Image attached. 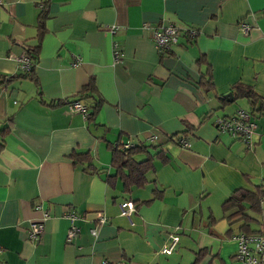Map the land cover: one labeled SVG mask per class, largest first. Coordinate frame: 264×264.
I'll list each match as a JSON object with an SVG mask.
<instances>
[{"label": "crops", "instance_id": "0c3cea01", "mask_svg": "<svg viewBox=\"0 0 264 264\" xmlns=\"http://www.w3.org/2000/svg\"><path fill=\"white\" fill-rule=\"evenodd\" d=\"M166 23L181 34L162 51L151 32ZM30 48L31 74L19 77ZM0 75V264H243L240 221L222 206L235 189L264 183V0H1ZM236 83L261 111L229 99ZM70 101L91 114L71 112ZM238 109L256 123L247 140L214 126ZM184 131L189 140H170ZM122 143L161 150L146 184L129 191L106 180L110 146ZM261 208L246 207L261 221L256 233ZM65 211L77 217L72 241Z\"/></svg>", "mask_w": 264, "mask_h": 264}, {"label": "built area", "instance_id": "2783aa9c", "mask_svg": "<svg viewBox=\"0 0 264 264\" xmlns=\"http://www.w3.org/2000/svg\"><path fill=\"white\" fill-rule=\"evenodd\" d=\"M1 3V0H0ZM242 28L246 31L249 26L241 24ZM185 32L190 38L197 35V31L193 28L185 29ZM181 29L172 23L161 24L159 27H155L151 32V37L156 47L162 51H168L173 45L177 44ZM21 67L24 71H28L31 67V59L28 54H23L20 58ZM68 109L71 112H77L87 117L89 115V109L85 107L79 101H70L67 103ZM215 128L220 132L229 133L233 137L247 140L256 127V123L251 119L249 112L238 109L234 114L225 117H218L214 121ZM152 140L157 139V135L151 137ZM123 147H131L130 143H122ZM121 214L130 219L131 214L135 211V205L131 200L124 201L120 204ZM66 217L70 221V226L67 229L66 240L72 241L79 233V228L75 224L76 216L68 211ZM48 214L43 211V218L37 221H33L30 225L29 237L36 241L43 235L44 219ZM106 218L103 215H99V223L105 222ZM264 220V217H263ZM91 233L95 234L96 229L92 228ZM169 245L161 249L162 253L170 254L175 244L178 241L177 235L170 236ZM238 243V249L236 251V258L241 260L243 264H261L264 261V227L260 226V231L253 234L239 233L235 236ZM1 252V248H0Z\"/></svg>", "mask_w": 264, "mask_h": 264}, {"label": "trees", "instance_id": "16d2710c", "mask_svg": "<svg viewBox=\"0 0 264 264\" xmlns=\"http://www.w3.org/2000/svg\"><path fill=\"white\" fill-rule=\"evenodd\" d=\"M45 10L46 5L42 6L39 18V41L41 40V36L44 32L43 20L46 16ZM31 51V48L28 49V55L32 58ZM30 74V70L24 71L21 73V75H19V77H28ZM6 80V76L4 77L0 75V84H3V82H5ZM233 87L234 91L232 96L234 100L239 98H246L251 103L253 109H256L258 111L262 110L263 106H261L260 101H258L253 90L248 85L236 83ZM83 91H85V88ZM258 103L259 107H256L258 106ZM2 131H5V129H3ZM181 138L188 139V136L187 134H185V131L171 136L170 140H175L178 143H182V141L180 142ZM149 148L150 146L146 144H139L137 146L128 148L123 147L121 144L117 146H110L111 166L114 168L115 172L112 176L107 177L106 180L110 181L113 177L119 178L122 182L124 191H129L133 187L144 186L147 182L146 172H148L154 167V158L156 156H160L161 154V150H158L156 154H153ZM140 155H142L143 157H141ZM79 158L81 160H86L88 157L86 154H84L80 155ZM263 201L264 183L257 185L252 190L245 188L235 189L224 201L222 207L224 213L228 212L229 218L231 217V222H234V219L240 221V224H238V232L240 231V233L244 234H253L257 232V229L252 228V221L256 220L258 223H260L261 221L257 220L254 216L248 213L246 207L248 206L249 210L253 213H261V205ZM196 256V261L200 260L199 253Z\"/></svg>", "mask_w": 264, "mask_h": 264}, {"label": "water", "instance_id": "95a60500", "mask_svg": "<svg viewBox=\"0 0 264 264\" xmlns=\"http://www.w3.org/2000/svg\"><path fill=\"white\" fill-rule=\"evenodd\" d=\"M231 96H232V94H231V93H229V94H228V97H229V99H231V98H230Z\"/></svg>", "mask_w": 264, "mask_h": 264}]
</instances>
